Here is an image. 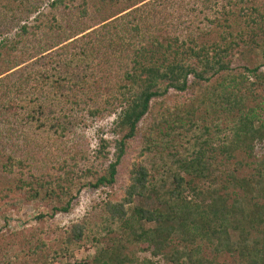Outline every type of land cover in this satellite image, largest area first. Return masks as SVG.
<instances>
[{
  "label": "trees",
  "instance_id": "16d2710c",
  "mask_svg": "<svg viewBox=\"0 0 264 264\" xmlns=\"http://www.w3.org/2000/svg\"><path fill=\"white\" fill-rule=\"evenodd\" d=\"M44 1L0 10V37L13 33L0 39V185L25 192L0 203V214L37 200L52 208L40 220L70 210L67 169L80 163L66 139L88 121L114 117L113 137L100 128L83 157L99 162L88 185L113 189L138 141L148 159L133 163L124 196L106 199L97 221L67 228L51 259L38 243L40 264L80 249L90 264H264V158L243 176L237 155L264 140V70L236 74L232 60L254 45L264 57V0ZM260 87L263 104L247 106ZM172 91L191 92L192 104H169ZM129 244L152 258L135 259Z\"/></svg>",
  "mask_w": 264,
  "mask_h": 264
},
{
  "label": "rangeland",
  "instance_id": "374dc122",
  "mask_svg": "<svg viewBox=\"0 0 264 264\" xmlns=\"http://www.w3.org/2000/svg\"><path fill=\"white\" fill-rule=\"evenodd\" d=\"M48 1L50 0H45L43 3H47ZM20 2H23V0H0V10L5 11V5H12V7H15ZM147 10L151 11V8ZM0 15H2L1 11ZM12 34L13 33L6 34V36H2L0 39H7L11 37ZM258 41L260 45L264 44L260 37ZM240 50L243 51L242 49ZM261 52L260 48L254 45L250 46V48H245V51L240 54H234L232 57L234 73L238 74L244 72L243 67L245 65L249 67L260 65L261 70H264V57ZM262 88L263 87H260L254 92V94L258 95L256 96L257 99H259H252L247 106L254 107L258 102H261V105L263 104L260 99L262 98V93L259 94V92H262ZM191 95V92L180 94L179 92L172 91L168 94L166 99H168L169 104L173 106L179 105L183 100H187V103L191 105ZM256 111L261 121H263L264 109L260 107L256 108ZM202 112L208 119L213 118V114L210 111L206 113L205 110L202 109ZM113 118V116L106 117L104 120L91 123L88 121L86 127L79 126L76 128L75 133L66 139L69 140L67 141L66 147L68 154L75 151L74 157H72L74 159L73 162L76 161L80 163L77 167L67 169L69 170L67 180V184L70 187L69 192L76 195V199L72 202L71 208L66 214L56 213L53 218L46 216L43 220L37 219L40 211L51 213L52 210L51 207L46 203H42L41 200H37L33 204L25 202L20 209L16 206H9L8 209L0 214V264H40L41 262L38 260V254H32L31 250L42 241L46 242L44 252L48 255V259H51L53 253L51 250L59 249L61 243L69 237V233H67L66 230L71 224L82 220L91 222L97 221L96 219L99 218L101 213L102 204L106 199L113 198L118 200L124 196L125 193L123 188L130 183V169L133 163H145L148 159L147 154L141 153L139 141L131 146L128 156L124 158L123 165L117 175V183L113 189L96 190L91 185H88V183L94 182L96 179L95 173L99 167V162H95L93 158H91L90 161L85 163L83 159L86 155L91 157L92 153L96 150L98 136L101 134L99 132L100 128H104L106 131L105 134H103L104 137H113V135L109 133ZM223 118L227 120L226 117ZM223 122L224 124L222 127L224 128L227 122ZM115 137L118 138V135ZM86 149L88 153L85 152ZM237 155L238 159L246 163L238 174L247 176L254 173L259 162L264 158V140L256 142L253 154L250 155L246 152H240ZM104 165L106 166V163ZM85 168L91 170V173H86ZM100 169H102V166H100ZM101 173H103V170H99L98 175ZM15 184L17 183L14 182V184H9L5 182L0 185V203L8 202L10 199H16L17 197L25 198L24 190H19L18 186L16 187ZM238 191L241 192L239 189ZM134 203H144V201L136 198ZM149 204L151 205L150 201L146 202V205ZM19 231H24L27 238L32 241L27 243L18 238L17 233ZM30 233H32L33 236H31ZM232 234L234 239L238 238V232H233ZM113 235L116 234H108L104 240L108 242V239ZM253 235L254 233H251V236ZM126 253L139 260L143 258H152L149 252L142 251L136 244H129ZM152 259H154V261L156 260L155 262L157 264H171L165 262L161 257ZM218 260L220 262H225L231 260V257L228 255H221L218 257ZM90 262L91 259L88 258L87 252L84 249H80L74 251L73 257L60 258L55 260L54 264H90Z\"/></svg>",
  "mask_w": 264,
  "mask_h": 264
}]
</instances>
